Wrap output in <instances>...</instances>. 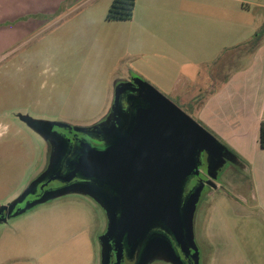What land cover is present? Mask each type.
<instances>
[{
	"label": "rangeland",
	"instance_id": "obj_1",
	"mask_svg": "<svg viewBox=\"0 0 264 264\" xmlns=\"http://www.w3.org/2000/svg\"><path fill=\"white\" fill-rule=\"evenodd\" d=\"M11 4L16 5V0ZM59 8L30 24L21 37L12 36L6 43L0 34V204L9 205L20 199L34 181L43 178L58 163L61 149L57 134L44 132L33 122L53 123L61 134L64 127L73 131L102 129L107 133L118 118L124 124V113L131 110L130 98L140 91L136 77L198 121L171 92L169 79L160 84L154 72L134 70L132 47L127 46V40H110L102 45L93 24L75 22L89 8L100 9L99 1L97 4L69 2ZM19 20L13 15L12 21L0 22V27L17 25ZM176 83L175 89L182 86L180 81ZM122 84L130 86L121 88ZM202 89L205 95L213 87ZM84 135L98 148L109 141V138ZM209 158L208 152H203L200 168L204 174ZM66 168L67 165L63 166L60 172L64 174ZM214 176L212 182L216 188L209 186L200 194L189 222L198 264H205L204 259L208 260L211 254L210 244L219 238V233L215 236L213 230L216 217L220 218L217 223L227 229L221 238L264 240L261 225L248 216L240 218V222L233 221L228 213L237 205L224 199L236 196L240 200L247 198L250 203L247 195L251 177L247 171L225 161ZM192 177L185 180L182 194L185 183ZM62 183V180L52 182L54 187ZM22 204L16 206L17 212L6 222L0 223V264H100V237L109 228V213L95 196L72 187L48 194L26 207ZM154 230L171 236L163 223L153 222L138 242L136 261L133 262V255H127L122 264H137L144 241ZM176 249L179 251L177 245ZM114 261L112 254V264ZM146 264L177 263L158 250Z\"/></svg>",
	"mask_w": 264,
	"mask_h": 264
},
{
	"label": "crops",
	"instance_id": "obj_2",
	"mask_svg": "<svg viewBox=\"0 0 264 264\" xmlns=\"http://www.w3.org/2000/svg\"><path fill=\"white\" fill-rule=\"evenodd\" d=\"M11 1L0 0V22L8 24L13 15L20 20L0 27L6 43L66 3L99 1L100 9L89 8L75 22L93 24L102 45L127 40L134 70L154 72L160 84L169 79L171 92L183 104L195 98L204 102L196 118L238 164L226 162L251 177L250 203L226 196L237 205L228 214L238 222L248 216L264 230V149L259 145L264 119V0H136L127 21L105 19L111 0H16L13 6ZM178 81L182 86L175 89ZM211 86L203 95L202 88ZM215 220L214 235L219 233V238L210 244L205 264H264L263 239L221 238L227 229L217 223L220 218ZM239 230L245 232L241 226Z\"/></svg>",
	"mask_w": 264,
	"mask_h": 264
},
{
	"label": "water",
	"instance_id": "obj_3",
	"mask_svg": "<svg viewBox=\"0 0 264 264\" xmlns=\"http://www.w3.org/2000/svg\"><path fill=\"white\" fill-rule=\"evenodd\" d=\"M134 80L142 96L139 104L144 105H137L130 116L124 113V124H120L118 118L107 133L102 129L76 130V133L109 138V141L98 148L82 140V151L67 163L72 169L64 174L60 173L66 145L64 135L57 133L53 123L33 122L36 128L57 134L61 149L58 163L53 164L43 178L34 181L20 199L14 200L16 202L0 204V223L17 212L19 203L24 202L23 207H26L48 194L78 187L95 196L109 213V228L100 237L101 264H112V254L115 256L113 264H121L124 239L129 245L138 243L153 222H161L167 227L177 248L186 258L189 256V261H185L164 234L158 233L157 239L144 241L137 264H146L158 250L164 251L177 264H198V251L189 222L201 188L197 186L182 202V186L189 176L199 173L203 152L209 154L212 178L226 160L238 163L201 123L153 86L137 77ZM128 86L120 85L121 88ZM76 176L77 181L67 184ZM53 179L66 184L47 189L36 198H26L34 194L40 182ZM209 185L216 187L212 181Z\"/></svg>",
	"mask_w": 264,
	"mask_h": 264
},
{
	"label": "flooded vegetation",
	"instance_id": "obj_4",
	"mask_svg": "<svg viewBox=\"0 0 264 264\" xmlns=\"http://www.w3.org/2000/svg\"><path fill=\"white\" fill-rule=\"evenodd\" d=\"M141 99H142V96H140V94L138 93L136 96H132L130 98V106H131V110L129 108V116L132 114L133 110H135V107L137 105H144L143 103L139 104L141 102ZM133 109V110H132ZM56 127H54L55 129ZM57 129V128H56ZM66 139V145L64 147V151H63V156H62V159H61V166H65L67 165V168H66V172L70 171L72 169V166L69 167V165L67 163H69V161L73 160L77 154L79 152L82 151L83 149V146L80 144L82 140H87L86 139V135L82 134V133H76L75 131H69L68 129H64V132L62 133ZM88 141V140H87ZM204 161V160H203ZM205 163V162H204ZM206 169H207V173L204 174V172L201 171V168L199 169V173L193 175L192 179H189L186 183H185V189H184V192L182 194V199H186L187 195L194 191L196 189L197 186H200L201 190H200V194L203 193L205 191V189H209L210 185H209V182L214 180V178H212L210 176V172L212 171V167L209 168V164L207 163L206 165ZM61 173V172H60ZM62 174V173H61ZM54 180H60V179H53L51 181H42L40 182L38 185H37V188H35V192L34 194H29L26 198L27 199H33V198H36L38 197L40 194H42L43 191H45L46 189H55V188H58L64 184H66V182H63L62 184H60L58 187H54V185L52 184V182ZM78 180V177H74L70 182H68L67 184L71 183V182H75ZM51 186V187H49ZM24 204V202H22ZM22 204V205H23ZM21 206V203L20 204H17V207ZM22 207V206H21ZM158 231L157 230H154L153 232H151V237H149L150 240H155L157 239V233ZM165 237H167V239L169 241H171L172 245L176 248V243L174 241V238L172 237V235H165ZM138 246V243H135V244H131L129 245L125 239H124V252H123V259H122V262L124 261V258L127 256V255H130V256H134L135 259H133V262L136 261V256H135V253H136V247ZM179 253L181 254V256L185 259V261H189V256H185L184 253H182L180 250H179ZM122 264V263H121Z\"/></svg>",
	"mask_w": 264,
	"mask_h": 264
},
{
	"label": "trees",
	"instance_id": "obj_5",
	"mask_svg": "<svg viewBox=\"0 0 264 264\" xmlns=\"http://www.w3.org/2000/svg\"><path fill=\"white\" fill-rule=\"evenodd\" d=\"M135 3L136 0H112L106 12L105 19L108 21L130 20L134 13ZM199 100L200 99L195 98L191 102L185 104L188 112L190 114L192 113L193 116H195L199 108H201L204 103ZM259 145L262 149H264V119L260 122Z\"/></svg>",
	"mask_w": 264,
	"mask_h": 264
}]
</instances>
